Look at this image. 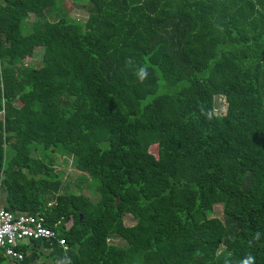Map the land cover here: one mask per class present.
Here are the masks:
<instances>
[{
	"label": "trees",
	"instance_id": "1",
	"mask_svg": "<svg viewBox=\"0 0 264 264\" xmlns=\"http://www.w3.org/2000/svg\"><path fill=\"white\" fill-rule=\"evenodd\" d=\"M68 1L0 0L4 209L66 244L22 264H264V0Z\"/></svg>",
	"mask_w": 264,
	"mask_h": 264
},
{
	"label": "built area",
	"instance_id": "2",
	"mask_svg": "<svg viewBox=\"0 0 264 264\" xmlns=\"http://www.w3.org/2000/svg\"><path fill=\"white\" fill-rule=\"evenodd\" d=\"M49 205V204H48ZM54 241L66 250L63 239H57L56 233L44 226L42 219L27 213H12L0 208V254L10 258L14 264H22L25 254L19 247L30 241Z\"/></svg>",
	"mask_w": 264,
	"mask_h": 264
},
{
	"label": "rangeland",
	"instance_id": "3",
	"mask_svg": "<svg viewBox=\"0 0 264 264\" xmlns=\"http://www.w3.org/2000/svg\"><path fill=\"white\" fill-rule=\"evenodd\" d=\"M63 7L65 8V10H67L68 12V15L75 19V20H84L86 15L84 12L76 9L75 7H73L68 0H63ZM30 22H31V18L29 20H27V23L26 25H30ZM38 59H36V57H33V58H27L24 62L26 65H29V64H37ZM225 111V104H224V101L222 98L220 97H216L214 99V113L215 114H223ZM149 152L151 154H155L156 153V146H151L149 148ZM34 157H38V153L37 152H34L33 153ZM65 162V163H64ZM64 164V167H62V165ZM54 170L56 172H61L63 173V178H62V184H61V188H60V191L59 193L62 194V193H65L66 191H76V187H75V183L77 182V177L79 175H81L79 172H77L74 167H73V162L71 160V158L69 157H55V165H54ZM83 175V174H82ZM84 179H83V186H89L90 188V192H86L85 190L82 191L83 194H86V196L90 199H92V201H95L97 199V195L93 192V187H94V184L91 180L87 179V176L86 175H83ZM50 202V201H49ZM214 213L212 214L213 216H217L219 217L220 215V206H214ZM123 224L125 226H131L133 223L131 221V217L128 216V215H125L123 217ZM70 225V222H66L65 224V228H68ZM110 243L112 244H115V245H119L121 246L122 245V242L121 241H118V240H113V241H109ZM39 264V263H38Z\"/></svg>",
	"mask_w": 264,
	"mask_h": 264
},
{
	"label": "crops",
	"instance_id": "4",
	"mask_svg": "<svg viewBox=\"0 0 264 264\" xmlns=\"http://www.w3.org/2000/svg\"><path fill=\"white\" fill-rule=\"evenodd\" d=\"M28 243L24 244V245H21L23 247L27 246ZM29 249H26L24 254L25 256L28 255L29 253ZM35 253L37 254H40L39 256V259L36 260L34 263H31V264H40V263H43V264H59V261L57 260H50V259H46L48 253L46 251H42L41 248H37L35 249ZM0 264H14L11 260H8L7 258L3 257L1 254H0Z\"/></svg>",
	"mask_w": 264,
	"mask_h": 264
},
{
	"label": "water",
	"instance_id": "5",
	"mask_svg": "<svg viewBox=\"0 0 264 264\" xmlns=\"http://www.w3.org/2000/svg\"><path fill=\"white\" fill-rule=\"evenodd\" d=\"M5 184H3V188L0 189V208H6L7 204H6V190L4 188ZM8 211L11 212L10 209H7ZM8 260H11L10 258H7Z\"/></svg>",
	"mask_w": 264,
	"mask_h": 264
},
{
	"label": "clouds",
	"instance_id": "6",
	"mask_svg": "<svg viewBox=\"0 0 264 264\" xmlns=\"http://www.w3.org/2000/svg\"><path fill=\"white\" fill-rule=\"evenodd\" d=\"M146 76V71L144 69H141V71L139 72V77L141 80H143ZM52 202H48L47 206H49ZM49 204V205H48ZM252 258L249 257V260L245 262V264H251Z\"/></svg>",
	"mask_w": 264,
	"mask_h": 264
}]
</instances>
